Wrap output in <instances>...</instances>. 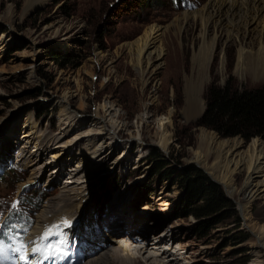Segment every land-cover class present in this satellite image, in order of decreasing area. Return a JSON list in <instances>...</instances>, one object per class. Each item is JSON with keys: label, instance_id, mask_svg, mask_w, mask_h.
I'll return each instance as SVG.
<instances>
[{"label": "rangeland", "instance_id": "obj_1", "mask_svg": "<svg viewBox=\"0 0 264 264\" xmlns=\"http://www.w3.org/2000/svg\"><path fill=\"white\" fill-rule=\"evenodd\" d=\"M206 1L0 0V36L3 34L7 41L0 56V138L6 137L9 143L8 147L4 146L2 159L5 161L0 163V226L8 211L17 205L21 193L29 188L44 194L39 207L29 205L30 213L26 201H22L24 213L33 223L23 236L0 245V264H19V257L26 249L28 252V247L30 255L39 253L36 247L27 245L37 217L48 202L61 196L60 184L67 181L70 168L81 165L80 154L66 155L61 162L62 174L56 182L46 183L45 179L31 184L28 183L30 170L11 162L22 146L17 137H21L20 127L26 121L50 136L63 133L61 129L67 124H63L65 120L60 117L61 107L57 101L64 94L69 98V111L82 122L99 110L101 114L108 110L106 120L124 126L120 133L116 131L114 150L105 152V145L110 141L105 139L104 155L96 159L94 184L81 195L86 199L83 201L86 202V216L79 221L86 217L85 223L92 228L94 238L84 237V247L78 252L74 244L70 246L71 262L88 261L105 244L112 248L123 246L124 241L117 239L119 235H111L108 228L111 225H116L115 229L123 227L125 219L131 222L134 230L152 231L159 226L156 234L169 233L168 239L159 240V251L163 243H167L166 248L173 245L179 252L177 264H244V260H247L245 264H264V192L254 195L248 220H244L237 204L247 205L250 198V187H245L248 174L244 180L247 171L243 166L231 175L233 196L215 182L230 205L204 216H196L188 208L192 196L185 185L184 169L193 165L213 181L209 168L215 165L217 171L222 169L217 164L219 143L240 141L241 145L233 149L237 153L246 151L252 143L249 139L251 142L244 145L243 137L241 140L223 137L204 124L207 87L215 84L244 90L264 85V71H258L264 68L261 57L249 60L242 76L236 74L238 42L235 39L226 42L222 36L211 60L210 80L202 92L203 109L194 118H187L184 79L192 75L191 58L200 43L201 26L191 18L181 25V31L173 24L185 12L193 16ZM79 26L77 38L75 33ZM151 26L159 27L162 36L169 32L167 39L163 36L161 41L164 56L155 74L148 70L145 62L139 71L136 62V45ZM208 36H213L212 28ZM255 36L256 31L252 30L250 36L242 40L249 45ZM67 37L72 38V45L62 49L61 41ZM224 55L225 67L221 72ZM169 112H172L171 140L164 150L149 144L145 136L152 137L158 130V120L168 118ZM16 120L20 128L16 136L12 130L6 134L3 130ZM95 128L87 120L82 126H74V131L62 140L92 134L98 130ZM202 133L206 135L204 138ZM138 134L144 141L138 139ZM252 140L264 145V138L259 135ZM31 150L33 146L28 148ZM198 156L207 168L197 162ZM49 157L50 152L46 151L41 162ZM54 166L48 169L53 170ZM83 174L78 175L80 181L85 179ZM260 180L255 176L251 183L255 185ZM77 211L76 207L73 222ZM205 220L208 226L201 227ZM246 224L256 227L259 242Z\"/></svg>", "mask_w": 264, "mask_h": 264}, {"label": "bare ground", "instance_id": "obj_2", "mask_svg": "<svg viewBox=\"0 0 264 264\" xmlns=\"http://www.w3.org/2000/svg\"><path fill=\"white\" fill-rule=\"evenodd\" d=\"M190 18L201 26V33L198 49L194 50L191 58L192 75L184 79L186 93L185 113L188 119L194 118L203 109L202 92L210 80L211 60L214 56L218 40L222 36H224L226 42L232 39L238 42L239 48L235 64L236 74L242 76L247 62L255 57H261V62L264 64V0H207L202 9L194 12L193 16L185 12L181 17L176 18L173 26L176 27L177 31H181V25L188 23ZM80 27L76 30V37L79 35ZM210 28L213 30V36L209 38L208 31ZM160 30L159 27L151 26L136 45V62L139 71H141L144 62L148 66V70H151L154 74L161 68L164 56V48H162L161 41H163V36L167 39L169 32L162 36ZM252 30L256 31V36L247 45V43H244L243 38L250 36ZM58 32L59 30L55 31V34ZM71 42V37L63 39L61 41L62 49H69L72 45ZM6 46L7 41L2 34L0 36V56ZM224 62L225 55L220 66L221 72L224 71ZM258 71H264V68L258 69ZM165 77H167V73H165ZM57 104L61 107L60 117L65 120L63 124H67L65 128L61 129L63 133H59L60 136H50L48 132L41 133L31 121H26L20 127L22 129L21 137H17L19 139L18 144L22 146L12 156L11 162L16 163L17 166L21 164L23 168L30 170L28 183L31 184L45 181V179L46 183L50 182L53 184L56 182L62 174L61 162L66 155L70 157L80 154L78 159L81 165L73 169L70 168L67 173L69 176L67 177V181L60 184L61 196L48 202L44 210L37 217L35 228L28 236L27 245L36 247L39 253L30 255V247H28V252H26V249L19 257V264H58V260H61V264H78L70 260L72 252L70 246L74 244L76 252H78L81 246L84 247V242L82 241L84 237L88 239L94 238L92 228L85 223L86 217L84 221H79V218L85 215L84 208L86 204V202H83L86 199L83 200L81 195L84 190L88 191L89 187L94 184L93 179L97 176L96 159H102L101 155H104L102 151L105 139L108 138L110 140L105 145L107 147L105 152L114 150L117 142L115 140L116 131L120 133L124 128L117 121L108 122L106 120L108 110L104 111L103 114L99 110L89 119H84L82 122L76 114L69 111V98L67 94L60 97ZM171 115L172 112H169L168 118L158 120V130L152 137H150V134L145 136V138L150 140L149 144H156L164 150L168 149L171 140L169 131L171 127ZM87 120L93 126H96L98 129L96 132L92 134L88 133L82 137L76 136L70 140L65 139L66 141L62 140L70 131H74V126L78 124L82 126ZM18 124L17 120L15 122L12 121L3 131L9 134L12 130L13 135L16 136V132L20 129ZM205 136L202 133L201 137L204 138ZM3 139L2 137L0 138V163L5 161L2 159L4 146H9L8 139L6 140V137ZM138 139L144 141L140 134H138ZM251 141L250 147L244 152L238 151L239 153L233 152V149L235 150V148L241 145L240 141L231 140L219 143L217 147V164L221 165L222 169L221 171H217L215 165L209 168L211 176L224 186L230 196H233L235 190L231 175L241 166L246 169L248 178L245 187H250L249 202L247 205L237 202L244 220H248L249 206L254 195L261 191L264 192V145L258 140L251 139ZM54 145L55 147H53ZM30 146H33V150L28 151ZM46 151L50 152L49 160L41 162L42 156ZM230 155L232 159H229ZM196 159L197 162L207 168L206 163L199 160V156ZM53 164L55 168L53 170L48 169ZM81 172H84L82 176L85 179H81L80 181L78 175ZM255 176H259L261 180L252 185L251 181ZM76 207L78 208L76 212L77 217L73 222L71 219L72 215L74 217L73 213ZM79 223H81L80 226ZM115 227L116 225H111L108 228V232L111 235H119L117 239H121L122 242L124 241L123 246L112 248L105 244V247L97 255L95 254V257L90 258L88 261L85 260L82 264H177L179 252L173 249V245H171V248H166L165 245L167 243H163V248L161 252L159 251V240L164 241L169 236L167 232L156 234L159 226L153 228L152 231L146 228L141 229L143 231L139 228L138 230H134L131 222L124 219L123 227H117V229ZM246 227L251 230L254 238H257V242H259L258 234L256 235L255 233L256 227L248 226L247 224ZM77 236L79 239L76 240ZM111 241L116 240L112 239ZM93 243L88 242L87 244L96 246ZM154 248L156 249L153 250Z\"/></svg>", "mask_w": 264, "mask_h": 264}, {"label": "trees", "instance_id": "obj_3", "mask_svg": "<svg viewBox=\"0 0 264 264\" xmlns=\"http://www.w3.org/2000/svg\"><path fill=\"white\" fill-rule=\"evenodd\" d=\"M204 96L206 109L202 121L208 127L216 130L223 137L239 135L244 139H250L255 135H262L264 138V85L238 90L231 89L227 85L220 87L211 84L207 87ZM184 171L185 185L192 196L188 208L194 215L213 214L230 205L220 186L201 174L195 166L190 165ZM43 200L44 194L41 190L28 189L21 193L17 198V205L8 211L2 223L0 243H7L11 237H17L22 233V227L27 228L33 223L24 213L22 201H26L30 213L29 205L39 207ZM207 224L205 220L201 227ZM243 239L245 237L242 241ZM246 261L244 260L243 263L245 264Z\"/></svg>", "mask_w": 264, "mask_h": 264}, {"label": "water", "instance_id": "obj_4", "mask_svg": "<svg viewBox=\"0 0 264 264\" xmlns=\"http://www.w3.org/2000/svg\"><path fill=\"white\" fill-rule=\"evenodd\" d=\"M233 137H235V138H239V139H242L241 136H239V135H236V136H233ZM259 137L262 138V135H260ZM252 138H253V137H252ZM252 138H250V140H251ZM250 140H249V141H250ZM244 142H245V140L243 139V143H244ZM213 181L216 182V183H218V184H220L222 187H224L220 182H218V181H216V180H213ZM227 198L230 199V200H232V201H234V200H233L231 197H229V196H227Z\"/></svg>", "mask_w": 264, "mask_h": 264}, {"label": "flooded vegetation", "instance_id": "obj_5", "mask_svg": "<svg viewBox=\"0 0 264 264\" xmlns=\"http://www.w3.org/2000/svg\"><path fill=\"white\" fill-rule=\"evenodd\" d=\"M248 141H249V139H245V142H244L243 144H244V145L248 144ZM246 176H247V173H246V175H245V177H244V180H245ZM244 180H243V181H244Z\"/></svg>", "mask_w": 264, "mask_h": 264}]
</instances>
